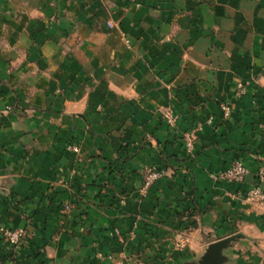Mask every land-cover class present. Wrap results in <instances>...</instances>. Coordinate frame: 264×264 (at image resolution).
Segmentation results:
<instances>
[{"label":"crops","instance_id":"obj_1","mask_svg":"<svg viewBox=\"0 0 264 264\" xmlns=\"http://www.w3.org/2000/svg\"><path fill=\"white\" fill-rule=\"evenodd\" d=\"M260 169L264 0H0V264H264Z\"/></svg>","mask_w":264,"mask_h":264},{"label":"built area","instance_id":"obj_2","mask_svg":"<svg viewBox=\"0 0 264 264\" xmlns=\"http://www.w3.org/2000/svg\"><path fill=\"white\" fill-rule=\"evenodd\" d=\"M108 28H111V24L107 23ZM236 90L242 92L243 85L241 83L236 84ZM223 115H227V109L222 107ZM163 117L166 120L168 127L174 126V118L169 110L163 113ZM209 122V120L207 121ZM183 142L186 150H190L193 142V132L189 131L183 134ZM75 148L73 147L72 150ZM247 176V170L242 162L238 160L232 161L229 166L215 173H212L209 177L214 182H224L227 184H242ZM160 177V172L158 171H148L143 177L142 187L140 192L149 187L153 182H155ZM257 184L251 186L249 189L245 190L241 194V199L247 202L262 203L264 202V169H260L257 173ZM262 185L263 189L260 188ZM68 210V206L63 207V211ZM25 231L21 229H6L0 228V239L3 240L7 245L12 247H17L22 239H24Z\"/></svg>","mask_w":264,"mask_h":264},{"label":"water","instance_id":"obj_3","mask_svg":"<svg viewBox=\"0 0 264 264\" xmlns=\"http://www.w3.org/2000/svg\"><path fill=\"white\" fill-rule=\"evenodd\" d=\"M239 237L240 235L236 234L211 242L196 259L183 261L181 264H226L227 258L223 252Z\"/></svg>","mask_w":264,"mask_h":264},{"label":"rangeland","instance_id":"obj_4","mask_svg":"<svg viewBox=\"0 0 264 264\" xmlns=\"http://www.w3.org/2000/svg\"><path fill=\"white\" fill-rule=\"evenodd\" d=\"M205 248V246L203 247V249ZM203 252V251H202ZM200 254V253H199ZM198 256V255H197ZM197 256H195L197 258ZM141 263V262H140ZM146 264H154V261L153 263H146Z\"/></svg>","mask_w":264,"mask_h":264}]
</instances>
